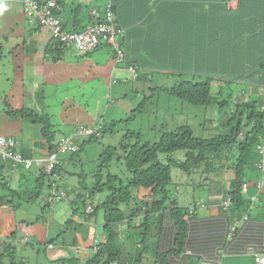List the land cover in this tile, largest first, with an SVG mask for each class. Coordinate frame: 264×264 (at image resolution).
<instances>
[{"label": "crops", "instance_id": "1", "mask_svg": "<svg viewBox=\"0 0 264 264\" xmlns=\"http://www.w3.org/2000/svg\"><path fill=\"white\" fill-rule=\"evenodd\" d=\"M155 1L65 0L59 6L58 15L65 29L81 31L103 19L110 3L120 5L122 7L119 10L122 14L120 19L124 18L125 14L126 18L120 22L116 20V23L125 30V35L119 39V44L128 59L136 63L139 70H143L144 67L150 68L153 64L149 58H159L157 51L163 50L160 45L166 43L164 35L169 34L173 28L172 21L177 18L174 15L175 12H171L172 7L175 9L183 7L182 2L177 0L162 1L159 6H154L152 13H149L148 10ZM0 4L6 6V11L0 14V77L3 76L4 85H8L0 93V134L14 136L23 157L45 161L49 153V145L43 134L42 124L33 123L25 117L13 116L8 111L27 107L46 113L50 117L52 127L55 128V123H61V127L64 128L57 139L62 135L73 133L77 126L83 123H77L76 119L70 116L63 119L64 104L66 101L76 100L77 92L79 94L87 90L88 81H86L83 64L90 60V65H100L99 61L102 59L100 54L110 45H102L91 53H79L74 47L62 44L54 38L47 28L28 20L23 12L22 0H0ZM101 7H104V10ZM161 36L164 38L162 39ZM150 42L155 44H150ZM248 44L247 41L239 43L236 50L238 48L239 52L240 48H245ZM167 45L174 48V52L179 53L176 56L179 58V60L177 58L178 70L184 68L189 60L186 54L190 51V46L184 43L177 47H172L173 45L169 43L165 46ZM257 46V51H260V46ZM246 52L249 51L245 50L242 57L245 58L247 55L252 59L251 55ZM114 58H116L115 54ZM104 71L103 83L106 88V67ZM166 72L172 73V70L169 68ZM130 73L125 65L119 67L115 59L110 70L113 81L118 80L115 78L116 74L126 78ZM101 81L98 82L100 85ZM6 90L7 92H4ZM121 90L122 88L117 91L122 93ZM244 90L250 95L257 92V88L253 86ZM51 130L53 131L52 128ZM232 153L234 154L233 151ZM230 157V155L221 157L218 160L220 167L217 165L219 168L216 170L209 171L202 167L187 172V177H183L180 184L183 186L184 201L179 202L180 192L177 191L174 195L169 193L167 208L161 213L150 215L149 230L143 244L138 247L135 241L136 245H131L130 255L123 256L121 264H157L156 256L160 252L167 253L166 260L171 264L181 262H186V264H262L259 257L264 256V184L260 190L256 184L262 176L260 164L264 160V154L257 152L245 169L243 182L248 184V191H242L243 197L247 200L242 210L234 209L232 203L227 208L223 206V201L228 198L227 193L233 177L232 170H230L233 159H229ZM60 160L62 163L63 158ZM11 164H13L12 161H0L1 167L8 172V180L12 178L14 185L19 187L20 191H25L26 189H22V179H27L25 172L14 171ZM36 170L37 172L32 176L35 188L40 186L41 181L44 180L42 178L39 181L42 168L36 167ZM56 174L60 177L59 173ZM4 185L9 187L11 184L4 183ZM59 187V190L56 187L51 188V197L55 198L53 189L64 191L69 203L59 202L56 207L54 206L52 222L57 226L58 231L63 232L67 228L63 230L61 228L67 224L71 225L72 222H79L87 227L74 230L73 234H69L66 230L67 238L74 237L72 244H66V238H63V244L58 245L53 239L45 237L46 252L51 259L55 260L70 258L72 251L73 257L79 258L80 263H83L94 254L97 243L104 241V221L102 219L99 222L96 217L87 221L83 213L73 214L72 210L75 207L72 203L73 199L66 189L60 185ZM145 191L146 193L142 195L149 194L147 190ZM255 195H257L256 199L252 201L250 197ZM170 199L176 200L178 206L186 209L184 218L187 221V232L180 255L174 253L176 249L174 238L177 230L169 211ZM3 202L0 199V207H4ZM6 202L9 203L8 200ZM190 209H193L192 212ZM139 212L143 214L144 208ZM8 219L13 218L8 217ZM69 219H72V222L69 223ZM157 220L161 222V227L159 223L158 226L154 225ZM16 222L15 218L13 224H6V227L0 231L4 242L10 246L14 245L13 241L17 239V235L15 236L12 230V227L17 225ZM118 228L123 230L122 236L128 235L130 231L126 223L118 225ZM131 230L133 238L136 235L139 239L141 238L140 230L132 227ZM40 234L38 230L36 236ZM90 234L93 235L92 238ZM49 243L53 244V247L49 248ZM140 248L143 249L142 255Z\"/></svg>", "mask_w": 264, "mask_h": 264}, {"label": "trees", "instance_id": "2", "mask_svg": "<svg viewBox=\"0 0 264 264\" xmlns=\"http://www.w3.org/2000/svg\"><path fill=\"white\" fill-rule=\"evenodd\" d=\"M64 1L56 0L55 11L57 14L60 4ZM162 1L174 0H156L148 12L152 13L154 6H159ZM177 1L182 2L183 7L182 9L172 7L171 12H175L174 15L177 18L173 19V28L169 34L164 35V40L169 45H173L172 47H177L182 43L188 44L191 48L186 54L189 60L184 65L185 70L182 72L179 69L178 71V57L176 58L177 54H179L178 51L174 52V48H170L168 45L165 46L166 43L162 46L160 45L163 50L157 51L160 56L157 58L158 62L156 65L159 68H165V71L170 68L172 74L175 73L174 75L179 77L171 87L161 88L193 105L205 106L206 108L212 106L215 108L214 114L218 117V122L216 125L211 124L213 126L210 125L211 129L209 126L206 135L203 136L195 135L189 124H182L171 131L163 132L159 141L153 144L149 142L141 144L139 140H136L133 144L123 143V151L119 156L123 157L124 164L131 173L126 183L118 174L111 172L107 173L108 180L103 183L101 180L103 175L102 165H100L97 172L93 175L96 182L89 189L90 196L95 192L106 190L105 188L109 191L108 196L95 207L88 204L80 193L79 198H81L83 214L87 221L95 218L99 209L102 210L105 239L97 243L94 254L81 264H121L123 256L130 255L132 244H137L138 247L143 244L149 230L150 215L161 213L168 206L166 203L170 195L167 186L172 179L171 166H178L185 172H192L202 167L209 171L216 170L220 167L218 160L221 157L224 158L233 154L232 151L234 150L233 155H235V158H233L230 168L233 177L230 181L227 197H231L232 206L237 210H242L247 203V200L243 197L241 186L244 183L245 169L251 158L257 152L261 154L263 152L264 154V101L258 106V99L252 98L253 94L251 96L248 95V98L242 97V95L238 98L235 97L233 91H229L227 96H224L222 94L224 92L223 88L226 87L225 83L224 85L215 86L211 77L222 75L217 78L223 80L225 78L224 75L230 76L229 73H232L236 76V79L241 77L242 81L248 79L245 83H252L251 86L253 87L261 85L259 84L261 79L264 80V0H237L236 7H230L228 0ZM121 8L120 5L117 6L115 3H110L106 11L107 9L110 10L114 20L120 22L126 18L125 14V17L120 19L122 14H120L119 10ZM118 25L121 26L120 24ZM245 41L249 44L245 48H240L238 52L236 47H238L239 43H245ZM150 44L155 43L150 42ZM257 45L260 46V51H257ZM198 48L199 50L197 51ZM245 50L249 51L246 53L250 54L252 59L247 55H245V58L242 57ZM114 54H116L115 49ZM125 56L124 65L127 68L129 65H137L132 60H129L127 55ZM150 62L154 63L153 59ZM247 67L250 69L258 68L262 73H260L261 75H254L255 78H259L258 84H256V81H251L253 80L251 77L254 76H249ZM162 69L160 70L164 71ZM228 87L231 88L230 85ZM142 105L128 119L133 118L137 112H141ZM8 112L13 116L25 117L33 123L42 124V131L47 138L49 152L59 148V141L65 135L55 140L54 131L51 130L52 123L49 115L27 107L9 110ZM102 128L108 130L106 126L102 125ZM75 132L76 130L73 133ZM96 135H90L88 140L96 139ZM133 135L139 139V134L136 132L128 131L126 133V136ZM79 136L76 135L75 140L79 144V149H81L82 142L80 143L78 140ZM258 145H261V147ZM13 150L21 154L18 144L14 146ZM177 150L186 152L184 160L178 161L172 156V153ZM77 151L69 153L74 155ZM113 153V147H107L103 153V162L107 161ZM160 154H166V157L163 159ZM59 155L60 153L58 154L57 163L50 172H47L43 165L42 174L39 177V181H41L44 176L48 175L51 182L50 186L53 185L52 187H56L57 190L60 187L56 185L52 177L60 172L61 160ZM21 156L23 160L18 163L12 158H0L4 161H12L14 166H20L21 164L25 165V161L29 159L23 157L22 154ZM260 169L261 173H263L264 160L260 164ZM112 181L114 182L112 183ZM39 187H37V190ZM132 187L147 190L149 194L147 199L146 195H144L143 199L136 204V207L134 206L127 213L123 205H127L133 197ZM37 190L32 192L31 196H35L38 192ZM157 193H161L162 196L156 198ZM65 196L64 194L62 197L57 195L54 197L61 199ZM134 199L136 200V197ZM168 204L170 205L171 218L175 221L177 230L174 238L176 246L174 253L180 255L183 251L187 232V221L184 218L186 209L178 206L176 200H171ZM88 206L91 207L90 210ZM142 208H144L143 214L139 212ZM78 210L79 208L73 207L72 213L74 214ZM71 220L69 219L68 222L70 223ZM122 223H126L127 228L130 229L126 236H122L123 230L118 228V225ZM158 223L161 227V222L158 220L154 222V225ZM131 227L140 230V239L137 235V237L133 238ZM5 243L3 242L2 249H0V264H2L1 260L4 251L7 249ZM142 251L143 249H141V252L139 251L141 255ZM166 257L167 253H157L156 262L159 264H171L166 260ZM66 258L70 260V264H72L71 261L76 264L80 263V259L77 257ZM9 264H15V262L12 260ZM180 264H186V262H181Z\"/></svg>", "mask_w": 264, "mask_h": 264}, {"label": "rangeland", "instance_id": "3", "mask_svg": "<svg viewBox=\"0 0 264 264\" xmlns=\"http://www.w3.org/2000/svg\"><path fill=\"white\" fill-rule=\"evenodd\" d=\"M101 5L103 6V4ZM101 9L104 10V7H101ZM108 47L109 48H106L107 50H102L100 54L102 57L99 61L100 65H90V60L83 64L86 81H88L86 84L87 90L79 94L77 92L76 100L66 101L64 104L63 119L70 116L75 118L77 123L81 122L88 126H99V124H102L104 127L106 126L108 128V130L102 128L100 133L96 135L97 138L91 141L88 140L90 135L79 136L78 140L80 143L82 142V148L74 155L69 152L60 153L59 155L60 158H63L59 170L60 177H57V174H55L52 180L55 181L56 185H60L67 190L68 195L73 199V206L79 208L77 211L79 215L83 213L82 201L81 198H79V193L82 194L81 197L93 207L105 200L109 194V191L105 188L106 190L95 192L90 196L91 193L89 189H91L96 182L93 175L97 172L100 165H102L101 170L103 175L101 180L103 183L108 180L107 173L109 172L118 174L124 183L127 182L131 173L127 170L123 157L119 156L123 151V143L133 144L136 140H139L141 144L145 142L153 144L159 141L163 132L171 131L176 126L182 124H189L195 135L203 136L206 135L207 129L211 124L216 125L218 122V117L214 114L215 108L212 106L206 108L205 106L193 105L169 94L165 89L161 88L171 87L179 77L175 76V73L166 72L165 68H159V66L156 65L158 62L156 57H153L154 63L150 68L144 67L143 70H139V76L137 78H133L131 73L129 77L126 78L116 74L115 78L118 80L113 81L110 70L113 62H115L114 48L111 46ZM91 52L92 51L89 53ZM124 64V62H117L119 67H124ZM104 67H106L107 74L106 88L103 83V76L105 73ZM248 69L249 76L262 74L258 68ZM184 70L185 68L181 69L182 72ZM229 74L230 76L224 75L225 78L223 80L217 78L222 75L211 77L215 86L224 85L225 83L226 87L223 88L224 92L222 95L227 96L229 91H233L235 97L238 98L241 95L245 98L250 95V93L246 92L244 89L250 88L252 83L247 84L245 82L248 79L242 81V77L236 79L234 74ZM251 78L253 79L251 81H256V84H258L259 78H255V76ZM99 81H101V85L98 83ZM3 82L4 77L2 76L0 77V93H2L5 86H8L4 85ZM259 84H261V87L253 84L255 87L257 86V92L252 95V98L258 99V106L264 101V80L261 79ZM228 85H230L231 88H229ZM120 88H122V93L117 91ZM242 90L244 91L242 92ZM4 92H7V90ZM141 104H143L141 112H137L133 118L128 119L133 112L137 111V108ZM61 126V123H55V128L52 127L55 140L64 130ZM128 131L139 134V139H137L135 135L126 136ZM109 146L113 147L114 153L107 161L103 162V153ZM185 154L186 152L184 150H177L172 153V156L176 160L182 161L185 159ZM230 156L229 159L235 158V155ZM160 157L164 159L166 154H160ZM2 160L3 159L0 158V161ZM11 167L14 171L25 172L27 179H22V189L26 190L20 191V188L14 185L15 182H13L12 178L8 180L7 170L3 169L0 165V199L4 201V207H0V231L6 227V224H13L14 219H17V225L12 227L15 236L17 235V239L13 241L14 245L12 246L5 243L7 249L4 251L1 260L2 264H9L12 260H14L15 264H70V260L67 258L63 260L51 259L46 252L44 239L45 237L51 238L55 243L60 245L63 244V238H66L65 243L72 244L74 237L67 238V236H65L66 230L69 231V234H73L74 230H81L87 226L79 224V222H72L71 220V225L67 224V226L61 228V230L64 228L67 229H64L63 232L58 231L57 226L52 222V219H54V206L56 207L59 202H69L67 196L61 199L51 197V187L53 185L50 186L51 182L48 175L43 177L44 180L41 181L38 190V186L36 188L33 186L35 184L32 177L33 173L37 172L36 167L42 168L43 163L39 165L35 162L30 167L22 164L15 167L11 164ZM12 168H10V170ZM171 177V183H169L167 188L170 195H174L177 191L178 193L180 192L179 195L181 197L179 202L181 203L184 201L183 199H185V197L183 186L180 184L182 182L181 179L187 177V172L183 171L178 166H171ZM113 182L114 181H112V183ZM4 183L11 185L6 187ZM36 190L38 191L37 194L31 196V193ZM131 191L133 194L132 199L127 205L123 206L127 213L130 212V209H132L139 200L143 199L146 193L145 190L139 187H132ZM142 193L144 194L142 195ZM156 196L159 198L162 194L157 193ZM134 197H136V200ZM146 198H148V193L146 194ZM6 200H8L9 203L6 202ZM8 217L13 219L9 220ZM95 217L99 222L102 221L103 213L101 209L97 211ZM38 230L39 233H41L40 236H36ZM90 236L91 238L93 237L92 234H90ZM97 236L99 238V233ZM9 247L10 250L8 249ZM70 255V257H73L74 253L71 251ZM71 263L76 264L72 261Z\"/></svg>", "mask_w": 264, "mask_h": 264}, {"label": "built area", "instance_id": "4", "mask_svg": "<svg viewBox=\"0 0 264 264\" xmlns=\"http://www.w3.org/2000/svg\"><path fill=\"white\" fill-rule=\"evenodd\" d=\"M23 12L28 20L36 21V23L47 28L51 35L58 39L62 44L67 46H72L79 53H87L99 46L110 45L115 49V59L117 62L125 61V52L119 44V39L125 35V30L120 27L114 20L113 14L107 9L105 18L99 20L88 28L81 31H69L64 28L62 19L56 13L55 8L57 5L56 0H22ZM228 5L230 7L237 6V0H228ZM128 70L131 72L133 78L138 77V66L129 65ZM264 108V105H263ZM102 125L99 126H88V125H78L76 132L73 134L65 135L59 141V148L47 154L45 161H35L28 159L25 161V166L29 167L33 163L42 164L47 172H50L58 161V154L65 152H74L79 149V144L75 140L76 135H92L99 134ZM76 134V135H75ZM17 142L13 136L0 134V157L2 158H12L18 162L23 160L21 154L14 151V146ZM261 147V145H258ZM264 184V169L261 179L257 182L256 186L258 190ZM242 191H248V184L246 182L242 183ZM53 194L58 197L64 195L63 191H56L53 189ZM256 196H251L250 199L254 201ZM231 205V198L228 197L223 201V206L225 208ZM90 210L91 207L88 206ZM193 209H190L192 212ZM4 242V237L0 235V249H2ZM48 247H53V244L49 243ZM260 263L264 264V256L259 257Z\"/></svg>", "mask_w": 264, "mask_h": 264}, {"label": "clouds", "instance_id": "5", "mask_svg": "<svg viewBox=\"0 0 264 264\" xmlns=\"http://www.w3.org/2000/svg\"><path fill=\"white\" fill-rule=\"evenodd\" d=\"M4 11H6V6L3 4H0V14H2Z\"/></svg>", "mask_w": 264, "mask_h": 264}]
</instances>
